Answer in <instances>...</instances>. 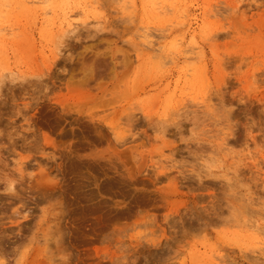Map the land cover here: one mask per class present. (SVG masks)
Instances as JSON below:
<instances>
[{"label": "rangeland", "instance_id": "rangeland-1", "mask_svg": "<svg viewBox=\"0 0 264 264\" xmlns=\"http://www.w3.org/2000/svg\"><path fill=\"white\" fill-rule=\"evenodd\" d=\"M0 264H264V0H0Z\"/></svg>", "mask_w": 264, "mask_h": 264}, {"label": "bare ground", "instance_id": "bare-ground-1", "mask_svg": "<svg viewBox=\"0 0 264 264\" xmlns=\"http://www.w3.org/2000/svg\"><path fill=\"white\" fill-rule=\"evenodd\" d=\"M40 112H41V111H40ZM41 113H42V112H41ZM40 116H41V115H40ZM81 123H82V122H81ZM84 124H85V123H84ZM85 131H86V130H85ZM123 151H124V150H123ZM126 151H127V150H126ZM126 155H127V154H126ZM105 163H106V162H105ZM105 163H104V164H105ZM107 165H108V164H107ZM116 167H117V166H116ZM20 168H21V167H20ZM106 172H107V171H106ZM121 173H122V172H120V177H123V176L121 175ZM108 174H110V173H108ZM108 174H107V175H108ZM111 174H115V173L111 172ZM111 174H110V175H111ZM116 174H117V172H116ZM122 174H125V173H122ZM101 175H103V174H101ZM107 175H105V176H107ZM110 175H108V176H110ZM117 175H118V174H117ZM115 176H116V175H115ZM118 176H119V175H118ZM124 176L126 177V175H124ZM161 176H162V175H161ZM107 178H108V177H107ZM107 178H105V181H103V180H102V181H103V182H106ZM102 179H103V178H102ZM108 179L110 180V178H108ZM111 179H114V178H113V175H112V178H111ZM120 179H122V178H120ZM127 179H128V178H127ZM122 180H124V179H122ZM110 181H111V180H110ZM113 181L116 182V179H114ZM119 181H120V180H119ZM141 181H142V180H141ZM103 182H100V183L103 184ZM120 182H121V181H120ZM126 182H128V181H126ZM131 182H134V184L137 183L136 181H133V180H131ZM143 182H145V181H143ZM8 183H9V182H8ZM98 183H99V182H98ZM100 183H99V184H100ZM107 183H109V181H107ZM107 183H104V184H107ZM110 183H112V182H110ZM113 183H114V182H113ZM123 183H125V182H123ZM128 183H130V181H129ZM138 183H139V182H138ZM12 184H13V182H12ZM117 184H118V182H117ZM117 184L115 183L114 186L117 185ZM134 184H133V185H134ZM140 184H141V183H140ZM140 184H139V185H140ZM143 184H144V183H143ZM143 184H141V185H143ZM100 185H101V184H100ZM108 185H109V184H108ZM108 185H107V186H108ZM118 185H119V184H118ZM128 185H131V184H128ZM39 186H40V185H39ZM103 186H104V185H103ZM120 186H121V185H120ZM120 186H119V187H120ZM136 186H138V185H136ZM144 186H146V185H144ZM147 186H149V185H147ZM37 187H38V186H37ZM100 187H102V185H101ZM100 187L98 186L99 189H100ZM123 187H124V189H125V188L128 187V186H126V185H125V186L122 185L121 188L123 189ZM149 187H150V186H149ZM15 189H16V188H13V187L11 186L9 190H10V192H12V193H14V194L17 195V190H15ZM26 189H27V188H26ZM133 189H134V188H133ZM133 189H132V187H131V191H132ZM127 190H129V189H127ZM141 190H143V189H141ZM131 191H130V192H131ZM144 191H145V190H144ZM144 191H143V198H144ZM145 192H148V194H149V191H145ZM123 193H124V192H123ZM131 193H132V192H131ZM133 193H134V192H133ZM140 193L142 194V191H141ZM140 193H139V195H140ZM150 194H151V193H150ZM124 195H125V194H124ZM151 195H152V194H151ZM151 195H150V196H151ZM129 196H130V193H129ZM133 196H135V195H133ZM146 196L149 197V195H147V194H146ZM91 197H92V196H91ZM148 197H147V198H148ZM138 198H139V197H138ZM155 198H156V197H155ZM155 198H153V199H155ZM9 199H10V198H9ZM141 200H142V198H141ZM155 200H157V199H155ZM136 201H137V200H136ZM145 201H146V200H145ZM136 203H137V202H136ZM136 203H134V204H136ZM22 204H23V203H22ZM155 208H156V207H155ZM25 216H26V214H25Z\"/></svg>", "mask_w": 264, "mask_h": 264}]
</instances>
